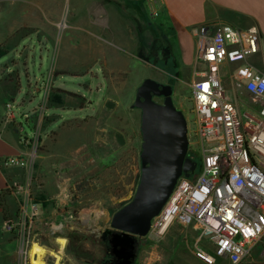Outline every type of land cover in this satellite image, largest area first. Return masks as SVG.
<instances>
[{
	"label": "rangeland",
	"instance_id": "374dc122",
	"mask_svg": "<svg viewBox=\"0 0 264 264\" xmlns=\"http://www.w3.org/2000/svg\"><path fill=\"white\" fill-rule=\"evenodd\" d=\"M34 1L39 4L15 2L12 19L0 21V49L9 50L0 61L20 73L12 110L30 113L16 115L26 153L11 160L7 184L28 187L40 204L33 230L47 252L57 253L62 237V251L71 258L66 264H96L104 255L99 219L126 204L139 181L141 109L132 107L137 88L148 77L173 86L192 153L196 66L184 64L178 29L158 14L156 0ZM238 102L245 112L251 98L239 93ZM21 199L23 193H0V264L27 259L17 235L4 227L5 219L18 215ZM207 242L190 226L175 224L162 238L139 239L134 264H201L195 252ZM77 243L89 263L69 250ZM216 264L234 263L221 258Z\"/></svg>",
	"mask_w": 264,
	"mask_h": 264
},
{
	"label": "built area",
	"instance_id": "2783aa9c",
	"mask_svg": "<svg viewBox=\"0 0 264 264\" xmlns=\"http://www.w3.org/2000/svg\"><path fill=\"white\" fill-rule=\"evenodd\" d=\"M193 33L197 55L190 82L195 113L191 155L199 159L189 176L179 177L147 236L162 238L175 224L190 226L213 250L199 244L196 256L207 264L220 258L239 264L259 243L264 253V44L256 25L203 24ZM239 93L251 98L245 112ZM2 191L23 193L18 215L5 219L4 227L17 235L25 264H33L30 248L43 245L40 233L33 230L40 220V204L28 187L16 182ZM59 255H47L44 263L71 261L63 251Z\"/></svg>",
	"mask_w": 264,
	"mask_h": 264
},
{
	"label": "water",
	"instance_id": "95a60500",
	"mask_svg": "<svg viewBox=\"0 0 264 264\" xmlns=\"http://www.w3.org/2000/svg\"><path fill=\"white\" fill-rule=\"evenodd\" d=\"M173 86L146 78L137 88L133 108L141 109L142 150L137 188L130 200L108 218L98 221L103 238L110 236L112 264H134L139 239L146 237L176 183L189 176L197 162L189 155L188 121L173 101ZM154 97H163L157 102ZM198 260H205L197 256Z\"/></svg>",
	"mask_w": 264,
	"mask_h": 264
},
{
	"label": "crops",
	"instance_id": "0c3cea01",
	"mask_svg": "<svg viewBox=\"0 0 264 264\" xmlns=\"http://www.w3.org/2000/svg\"><path fill=\"white\" fill-rule=\"evenodd\" d=\"M18 1L21 0H0V10H3L0 12V21L12 19L10 8ZM27 2H31V5L39 4L34 0ZM155 3L158 14L160 11L164 12L176 25L178 32L174 33L178 40L180 56L187 66H196L197 46L191 39L196 38L193 29L203 24L227 23L237 28L256 25L264 44V0H156ZM8 53L9 50L0 59ZM14 76L19 82L20 73L15 75L10 63L0 61V191L5 189L10 174L14 171L10 161L26 153L24 135L20 131L23 125L18 122L16 115L29 116L30 113L19 111L17 114L12 110ZM262 249L263 244H257L252 256L247 258L245 263H241L264 264ZM195 259L201 264H207L198 260L196 255Z\"/></svg>",
	"mask_w": 264,
	"mask_h": 264
},
{
	"label": "bare ground",
	"instance_id": "6f19581e",
	"mask_svg": "<svg viewBox=\"0 0 264 264\" xmlns=\"http://www.w3.org/2000/svg\"><path fill=\"white\" fill-rule=\"evenodd\" d=\"M58 242L60 243L61 246L59 249V253H55L52 251H48V249L46 247H44L43 245H40L38 243H34V245L30 248V257L32 259V263L33 264H45L43 258L46 257L47 255H53V256H57L60 257V253L62 252L64 245L66 243L65 239L60 237L58 239ZM54 253V254H53Z\"/></svg>",
	"mask_w": 264,
	"mask_h": 264
},
{
	"label": "flooded vegetation",
	"instance_id": "af4514ba",
	"mask_svg": "<svg viewBox=\"0 0 264 264\" xmlns=\"http://www.w3.org/2000/svg\"><path fill=\"white\" fill-rule=\"evenodd\" d=\"M156 98L160 99L161 101H157ZM154 99L157 102H160V103L163 102V97H154ZM191 156L192 155H190V157ZM192 157L194 159H196V162L198 163L199 157L197 155H195V154ZM102 240H103V243H104V255L101 257V259L99 261H97L96 264H101L103 262L106 263V264H107V262H108V264H112V263H114V261L116 259V256L113 253V246L110 243V236L108 235L105 238H103V233H102ZM138 243H139V241H138Z\"/></svg>",
	"mask_w": 264,
	"mask_h": 264
},
{
	"label": "trees",
	"instance_id": "16d2710c",
	"mask_svg": "<svg viewBox=\"0 0 264 264\" xmlns=\"http://www.w3.org/2000/svg\"><path fill=\"white\" fill-rule=\"evenodd\" d=\"M8 52V50H1L0 49V57L5 55ZM189 155H191V152L189 153ZM79 236H73V238H75V241H81V239L78 238ZM104 245V243H103ZM69 250L74 254L75 257H77L78 259H86V261L89 263V260L87 259V257L85 256V253L82 251L81 249V244L77 243L75 244L74 247L69 248ZM107 258V257H106ZM106 262V261H105ZM101 264H106V263H101ZM108 264V262H107Z\"/></svg>",
	"mask_w": 264,
	"mask_h": 264
}]
</instances>
